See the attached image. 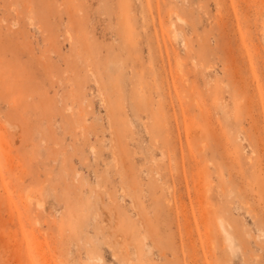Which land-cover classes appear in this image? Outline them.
Listing matches in <instances>:
<instances>
[{
	"label": "rangeland",
	"instance_id": "1",
	"mask_svg": "<svg viewBox=\"0 0 264 264\" xmlns=\"http://www.w3.org/2000/svg\"><path fill=\"white\" fill-rule=\"evenodd\" d=\"M263 146L264 0H0V264H264Z\"/></svg>",
	"mask_w": 264,
	"mask_h": 264
},
{
	"label": "bare ground",
	"instance_id": "2",
	"mask_svg": "<svg viewBox=\"0 0 264 264\" xmlns=\"http://www.w3.org/2000/svg\"><path fill=\"white\" fill-rule=\"evenodd\" d=\"M24 6H25V5H23V8L27 9V8L24 7ZM26 6H27V5H26ZM28 6H29V5H28ZM28 6H27V7H28ZM30 10H31V9L28 8V12H29ZM70 10H72V9L70 8V9L68 10V13H67V14L70 15L69 17H70L71 20L73 21V18H74V17H73V14H74V13H73V14H70V13H71ZM72 11H74V10H72ZM169 16H170V15H169ZM176 16H177V15H176ZM177 18H178V17H177ZM176 20H177V19H176ZM177 21H178V20H177ZM70 23H71V27L73 28V25H74L75 23L73 22V23H74V24H73L71 21H70ZM72 24H73V25H72ZM74 26H75V25H74ZM75 27L77 28V26H75ZM75 27H74V28H75ZM76 28H75V29H76ZM173 28H174V27H173ZM174 29H175V28H174ZM174 29H173V30H174ZM67 34H69V33H67ZM175 35H176V34H175ZM67 39H68L69 41H71V37H70L69 35H67ZM46 40L48 41V44H49L50 46H52V47L55 49L53 40H52L51 38H47ZM184 42H185V41H184ZM185 43H186V42H185ZM182 44H183V43H182ZM185 46H186V44H185ZM185 48H186V47H185ZM174 51H175V50H174ZM54 52H55V51H54ZM176 55H177V53H176ZM172 56H173V55H172ZM174 56H175V55H174ZM168 57H169V56H168ZM173 58L175 59V57H173ZM161 60H162V59H161ZM175 60H176V59H175ZM80 62H81V63H88V58H85V60H82V59H81ZM165 63H166V62H165ZM165 63H164V64H165ZM90 65H91V63H90ZM90 65H89V66H90ZM161 66H162V65H161ZM159 69H160V68H159ZM157 70H158V69H157ZM164 71H165V70H164ZM166 71H167V70H166ZM157 73H158V72H157ZM155 74H156V73H155ZM162 74H163V73H162ZM92 76L95 78L96 74H95V73H92ZM156 76H158V75H156ZM96 78H98V77H96ZM96 78H95V80H96ZM160 78H161V77H160ZM158 80H159V79H158ZM182 80H183V77H182ZM96 81H97V80H96ZM185 81H186V80H185ZM54 82H55V81H54ZM59 82H60V80L57 78L56 83H59ZM172 82H173V81H172ZM183 82H184V81H183ZM184 84H185V83H184ZM52 85H53V84H52ZM194 86H195V85H194ZM183 87H184V86H183ZM192 87H193V86H192ZM196 87H197V86H196ZM191 89H193V88H191ZM191 91H192V90H191ZM189 93H190V92H189ZM193 93H194V92H193ZM183 94H184V93H183ZM183 94H182V95H183ZM191 95H192V94H191ZM162 97H163V96H162ZM192 97H193V96H192ZM178 100H179V99H178ZM179 102H180V101H179ZM248 105H251V104H247V106H248ZM178 106H179V105H178ZM245 106H246V105H245ZM182 107H183V106H182ZM178 108H179V107H178ZM245 108H246V107H245ZM247 108H248V107H247ZM185 109H186V108H185ZM179 110H180V112L184 111V110H181V107H180ZM185 111L187 112V109H186ZM167 112H168V111H167ZM186 112H185V113H186ZM248 112H249V111H248ZM168 113H169V112H168ZM182 113H183V112H182ZM178 114H179V113H178ZM186 114H187V113H186ZM188 114H189V112H188ZM248 114H249V113H248ZM164 115H166V114H164ZM203 115H204V114H203ZM172 116H173V115H172ZM180 116H181V115H179V117H180ZM183 116L186 117L185 114H183ZM206 117H207V116H206ZM166 118H167V117H166ZM186 119H187V117H186ZM188 120H189V116H188ZM205 120H206V119H205ZM190 121H191V120H189L188 122H190ZM207 121H208V120H207ZM210 121H211V120H210ZM188 122H187V124H188ZM205 122H206V121H205ZM211 122H212V121H211ZM167 123H168L167 125H169V122H167ZM187 124H186V125H187ZM207 124H208V123L206 122V125H207ZM186 125H185V126H186ZM187 126H188V125H187ZM189 126H190V125H189ZM189 126H188V127H189ZM192 126H194V125H192ZM109 127H111V126L109 125ZM170 127H171V125H170ZM92 128H93V127H92ZM191 128H192V127H191ZM214 128H215V127H214ZM93 131H94V132H93ZM95 131H96L95 129L92 130V133L94 134ZM187 131H188V130H187ZM213 131H214V130H213ZM178 132H179V131H178ZM215 132H216V130H215ZM194 133H195V132H194ZM199 133H200V132H199ZM217 133H218V132H217ZM172 134H176V133H171V135H172ZM195 135H197V134H195ZM195 135H193V136H195ZM200 135H201V134H200ZM177 136H178V135H177ZM214 136H216V135H214ZM172 137H174V135H173ZM178 137H179V136H178ZM178 137H176V138L174 137V138H172V139H178ZM195 138H196V137H195ZM172 139L170 140V143H169V144L163 143V146H164L165 148H164L163 146L161 147V148L166 149V152H171V151H172V152H175V151H173V150H174L175 148L180 147V146H178V145H177V147H176V144H175V148L172 149V148L174 147V146H173V141H172ZM179 139H180V138H179ZM193 139H194V138H193ZM216 139H217V136H216L215 140H216ZM191 140H192V139H191ZM178 141H180V140H178ZM178 141H177V143H178ZM213 141H214V140H213ZM218 141H219V140H218ZM220 141H221V140H220ZM84 142H85V141H84ZM215 142H216V141H215ZM175 143H176V141H175ZM190 143H191V142H190ZM205 143H206V142H205ZM205 143H204V146H206ZM220 143H221V142H220ZM220 143H219V144H220ZM187 144H188V143H187ZM202 145H203V144H202ZM188 146H189V145H188ZM190 147H191V146H190ZM201 147H202V146H201ZM206 147L208 148V146H206ZM258 147H259V146H258ZM263 147H264V146H263ZM202 148H203V147H202ZM259 148H261V147H259ZM190 149H191V148H190ZM175 150L177 151V149H175ZM180 150H184V149H182V148L180 147ZM201 150H203V149H201ZM223 150H225V149H223ZM185 151H186V150H185ZM181 153H182V152H181ZM183 153H184V152H183ZM174 155H175V154H174ZM184 155H185V154H184ZM223 155H224V157H225V153H224ZM186 157H187V156H186ZM194 157H195V156H194ZM113 159H114V162H115V163H118V157H117L116 153H113ZM173 159H174V158H173ZM186 159H187V158H186ZM190 159H191V158H190ZM183 160H185V159L183 158ZM183 160H182V161H183ZM190 162H191V160H190ZM197 162H198V161H197ZM185 163H186V162H185ZM187 163H188V162H187ZM191 163H192V162H191ZM200 163H201V162H200ZM185 165H186V164H185ZM200 165H201V164H200ZM196 166H199V165L196 164ZM182 167H183V166H182ZM188 168H189V167H188ZM204 168H205V167H204ZM182 169H183V168H182ZM192 170H193V169H192ZM183 171H184V169H183ZM183 171H182V172H183ZM200 171H201V170H200ZM200 171H198V172H200ZM261 171H262V170H261ZM179 173H180V172H179ZM183 173H184V175H185V171H184ZM190 173H191V172H190ZM203 173H204V172H203ZM182 175H183V174H182ZM200 176L203 177V174L200 175ZM127 177H128V176L125 177V180H124V181H127V180H128ZM178 177H179V176H178ZM185 177H186V176H185ZM198 177H199V176H198ZM128 178H129V177H128ZM182 179L184 180V178H182ZM182 179H181V180H182ZM181 180L179 181V180L177 179V182H178V183H181ZM198 180H199V178H198ZM203 180H204V177H203V179H202V182H203ZM171 181H173V180H171ZM184 181H186V179H185ZM173 182H174V181H173ZM182 182H183V181H182ZM175 183H176V182H175ZM183 183H184V182H183ZM183 183H181V184H183ZM193 184H194V183H193ZM207 184H208V183H207ZM200 185H201V184H200ZM187 186H188V185H187ZM206 191H207V190H206ZM191 202H192V201H191ZM191 202H190V203H191ZM203 202H205V201H203ZM191 205H193V204L191 203ZM201 206H202V205H201ZM191 207H192V206H191ZM200 208H201V207H200ZM202 208H203V206H202ZM206 209H207V208H206ZM192 210H194V207H193ZM187 211H188V210H187ZM202 211H203V210H202ZM205 211H206V210H205ZM191 212H192V211H191ZM196 212H197V211H196ZM208 212H209V210H208ZM208 212H207V213H208ZM181 213H182V212H181ZM188 213H189V212H188ZM205 213H206V212H205ZM207 213H206V215L203 214L202 216H204V217L206 216V218H207V216H208L209 214H212V215H213V211H210V212L208 213V215H207ZM190 214H191V213H190ZM200 214H201V213H200ZM214 214H217V213L214 212ZM185 215H186V214H185ZM193 215H194V214H193ZM193 215H192V217H194ZM181 216H182V215H181ZM213 216H214V215H213ZM215 216H218V215H215ZM183 217H184V214H183ZM208 217H209V216H208ZM209 218H210V219H209ZM209 218L206 219L207 221L204 220V218H203V221H206L207 223H210V224H211V223H212V222H211V219L214 218V217H212V218L209 217ZM208 219H209V220H208ZM215 219H216V218H215ZM217 220H218V219H216V221H217ZM221 220H222V221H221ZM186 221H187V220H186ZM203 221H202L201 223H204ZM208 221H210V222H208ZM206 222H205V224H207ZM214 222H215V220H214ZM217 222H218V221H217ZM217 222H215L214 224H215V225L218 224V229L216 228V226H215L214 228L217 229V232H218V230H219L218 234H219V233H222V236H221V237H224V239H223L224 241H222V238H220V237H218V236H217L216 238H219V240H221L222 243L225 242L226 245H227V247L229 248L230 251H234V243H233V239L231 238L230 232L227 230V226L229 227V224H227L228 222L225 223V224H223V223H222V222H223L222 216H221V218H220L219 223H217ZM224 222H225V220H224ZM187 223H188V222H187ZM197 223H198V222H197ZM197 223H195V224H197ZM201 223H200V224H201ZM182 224H183V220H182ZM226 224H227V226L225 227ZM186 225H187V224H186ZM184 227H185V226H184ZM193 227H194V226H193ZM193 227H192V228H193ZM206 227H207V226H206ZM210 227H212V226H210ZM219 227H220V228H219ZM230 227H231V226H230ZM188 229H189V228H188ZM188 229H185V230H186L187 232H189ZM215 229H214V230H215ZM194 230H195V229H194ZM187 232H186V233H187ZM188 234H189V233H188ZM188 234H186V235H188ZM220 235H221V234H220ZM199 236H200V235H199ZM185 237H186V236H185ZM197 237H198V235H197ZM211 237H212V236H211ZM187 238H188V237H187ZM205 238H206V237H205ZM198 239H199V238H198ZM207 239H208V238H207ZM209 239H210V243H211V241H212L211 239H212V238L209 237ZM193 240H194V238H193ZM217 240H218V239H217ZM219 240H218V241H219ZM213 241H214V240H213ZM197 242H198V241H197ZM192 243L194 244V245L192 244V246L194 247V246H195V243H194V242H192ZM201 243H202V242H201ZM205 243H206V242H205ZM218 243H219V244H218ZM218 243H217V246H218V245L220 246L221 243H220V242H218ZM190 244H191V243H190ZM190 244H189V245H190ZM118 245H119V243H118ZM182 245H183V244H182ZM189 245H188V247H189ZM202 245H203V243H202ZM202 245L200 244V246H202ZM190 246H191V245H190ZM192 246H191V247H192ZM222 246H224V245H222ZM196 247H197V246H196ZM207 247H209V246H207ZM123 248H124V247H123ZM185 248H186V247H185ZM200 248H202V247H200ZM198 249H199V246H198ZM202 249H203V248H202ZM209 249H210V247H209ZM209 249H208V250H209ZM212 249H213V248H212ZM187 250H188V249H187ZM193 251H194V250H191V249H190L189 252H192V254H194ZM211 251H213V250L210 249V253H211ZM203 253H204V252H203ZM205 253H206V251H205ZM189 254H191V253H189ZM196 254H198V253H196ZM211 254H212V253H211ZM194 255H195V254H194ZM203 255H204V254H203ZM203 255H202V256H203ZM192 256H193V255H192ZM196 256H198V255H196ZM202 256H201V257H202ZM211 256H213V254H212ZM211 256H210V257H211ZM193 258H194V261H195V257H193ZM193 258H192L191 255H190L189 260H193ZM197 258H199V257H196V259H197ZM208 258H209V256L207 257V259H208ZM213 258H214V256H213ZM211 259H212V258H211ZM197 260H198V259H197ZM204 260H205V258H204ZM212 260H213V259H212ZM212 260H211V263H210V264H213V263L215 264V261H214V260L212 261ZM194 261H193V263H194ZM190 262H191V261H190ZM198 262H199V261H198ZM208 262H209V259H208ZM191 263H192V262H191ZM193 263H192V264H193ZM206 264H207V262H206ZM208 264H209V263H208Z\"/></svg>",
	"mask_w": 264,
	"mask_h": 264
}]
</instances>
